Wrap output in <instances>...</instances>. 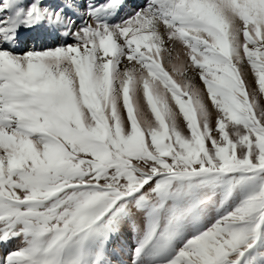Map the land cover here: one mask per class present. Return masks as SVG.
Masks as SVG:
<instances>
[{"label": "snow or ice", "instance_id": "1", "mask_svg": "<svg viewBox=\"0 0 264 264\" xmlns=\"http://www.w3.org/2000/svg\"><path fill=\"white\" fill-rule=\"evenodd\" d=\"M0 264H264V0H0Z\"/></svg>", "mask_w": 264, "mask_h": 264}]
</instances>
